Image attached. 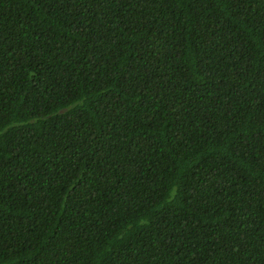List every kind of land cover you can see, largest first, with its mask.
<instances>
[{"label":"trees","instance_id":"obj_1","mask_svg":"<svg viewBox=\"0 0 264 264\" xmlns=\"http://www.w3.org/2000/svg\"><path fill=\"white\" fill-rule=\"evenodd\" d=\"M0 264H264V0H0Z\"/></svg>","mask_w":264,"mask_h":264}]
</instances>
